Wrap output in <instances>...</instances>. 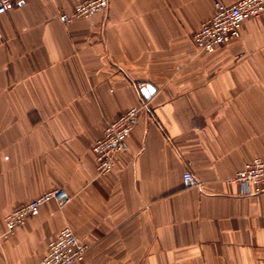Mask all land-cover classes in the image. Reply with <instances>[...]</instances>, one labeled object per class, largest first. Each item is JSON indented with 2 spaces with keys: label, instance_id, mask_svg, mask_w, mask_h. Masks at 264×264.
<instances>
[{
  "label": "crops",
  "instance_id": "crops-1",
  "mask_svg": "<svg viewBox=\"0 0 264 264\" xmlns=\"http://www.w3.org/2000/svg\"><path fill=\"white\" fill-rule=\"evenodd\" d=\"M76 2L16 0L0 14V264H41L65 226L88 245L74 264H264V190L228 180L264 158V14L199 52L192 36L215 0H108L62 21ZM142 103L98 174L93 142ZM186 171L199 185L184 186ZM55 188L62 206L1 237L10 212Z\"/></svg>",
  "mask_w": 264,
  "mask_h": 264
},
{
  "label": "built area",
  "instance_id": "built-area-1",
  "mask_svg": "<svg viewBox=\"0 0 264 264\" xmlns=\"http://www.w3.org/2000/svg\"><path fill=\"white\" fill-rule=\"evenodd\" d=\"M15 2L16 0H0V14L8 11ZM107 7L108 0H77L72 12H62L60 18L64 22H69L75 17L89 18L95 12ZM261 14H264V0H236L233 3L215 0L211 16L204 20L193 34V43L199 52H213L222 44L239 38L242 24ZM139 86L142 89L146 88L144 83H140ZM144 109H146V103L130 107L108 122L103 135L93 142L91 151L96 160L98 174H106L113 169L117 154L125 150L126 140ZM228 180L238 184L242 194L263 191L264 158L254 157ZM183 181L185 187L200 183L190 171L184 173ZM49 200H55L62 206L68 200V194L62 188H55L20 204L6 216V230L1 237H9ZM87 250L88 245L75 234L70 226H65L48 243L47 252L41 264H74L84 259Z\"/></svg>",
  "mask_w": 264,
  "mask_h": 264
},
{
  "label": "water",
  "instance_id": "water-1",
  "mask_svg": "<svg viewBox=\"0 0 264 264\" xmlns=\"http://www.w3.org/2000/svg\"><path fill=\"white\" fill-rule=\"evenodd\" d=\"M154 91H155V89H154L150 84H148L147 87H146L145 89H143L144 96H145L146 98H148L149 95H150V93H152V92H154Z\"/></svg>",
  "mask_w": 264,
  "mask_h": 264
}]
</instances>
